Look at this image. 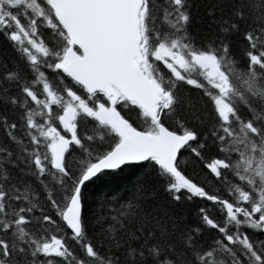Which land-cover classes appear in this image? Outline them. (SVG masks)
I'll list each match as a JSON object with an SVG mask.
<instances>
[{
    "label": "snow or ice",
    "instance_id": "1",
    "mask_svg": "<svg viewBox=\"0 0 264 264\" xmlns=\"http://www.w3.org/2000/svg\"><path fill=\"white\" fill-rule=\"evenodd\" d=\"M0 264H264V0H0Z\"/></svg>",
    "mask_w": 264,
    "mask_h": 264
}]
</instances>
